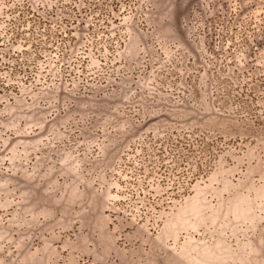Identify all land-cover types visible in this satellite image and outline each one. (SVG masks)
I'll use <instances>...</instances> for the list:
<instances>
[{
    "label": "rangeland",
    "instance_id": "1",
    "mask_svg": "<svg viewBox=\"0 0 264 264\" xmlns=\"http://www.w3.org/2000/svg\"><path fill=\"white\" fill-rule=\"evenodd\" d=\"M0 264H264V0H0Z\"/></svg>",
    "mask_w": 264,
    "mask_h": 264
}]
</instances>
